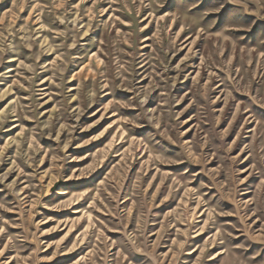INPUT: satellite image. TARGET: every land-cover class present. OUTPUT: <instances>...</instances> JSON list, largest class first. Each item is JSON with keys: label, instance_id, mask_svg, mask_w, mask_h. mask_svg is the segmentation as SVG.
I'll list each match as a JSON object with an SVG mask.
<instances>
[{"label": "rangeland", "instance_id": "rangeland-1", "mask_svg": "<svg viewBox=\"0 0 264 264\" xmlns=\"http://www.w3.org/2000/svg\"><path fill=\"white\" fill-rule=\"evenodd\" d=\"M0 264H264V0H0Z\"/></svg>", "mask_w": 264, "mask_h": 264}]
</instances>
